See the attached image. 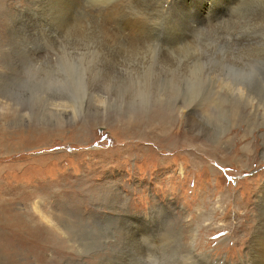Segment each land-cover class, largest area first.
<instances>
[{
  "label": "rangeland",
  "instance_id": "rangeland-1",
  "mask_svg": "<svg viewBox=\"0 0 264 264\" xmlns=\"http://www.w3.org/2000/svg\"><path fill=\"white\" fill-rule=\"evenodd\" d=\"M231 1L186 25L158 24L146 1L153 37L110 42L86 23L92 0H0V151L20 148L0 155L19 163L0 167V200L15 211L40 204L55 221L53 245L29 237L39 250L24 264L244 259L264 210V0ZM181 2L201 17L214 8ZM65 100L74 106L55 107ZM5 101L17 110L3 113ZM129 115L149 123L127 132ZM57 126L67 133L41 136ZM21 249L1 258L14 263Z\"/></svg>",
  "mask_w": 264,
  "mask_h": 264
},
{
  "label": "bare ground",
  "instance_id": "bare-ground-1",
  "mask_svg": "<svg viewBox=\"0 0 264 264\" xmlns=\"http://www.w3.org/2000/svg\"><path fill=\"white\" fill-rule=\"evenodd\" d=\"M92 1H93V4H91V6H89L88 9L86 8L87 9V13H88L87 14V18H86V23H88L90 26H92V28H94L100 34V36H102L104 39L109 40L110 42H112V41L118 39L119 37H127V38H132V37H135V38H150V37H153V35L155 33H146V29L148 28V22L150 20L146 21L145 20L146 17L144 15V12H141V11H143V8L145 7L143 5H144V2H146V1L147 2H154L153 4H154L155 7H153V9L157 10L156 12H159V14L156 17L153 15V13H152V15L155 18L153 20H155L157 23L160 22V21H162L161 23H163L165 21L164 23H166V22H168V23H180V24L181 23H183V24L185 23V25H186V22H190L191 23L194 20L197 23L198 22H203V21L205 23V21L207 22L208 20L212 21L216 17H219L220 13L218 14V11L222 8V6L225 3L230 2L231 0H212V5L214 6V8H212L205 17H201L200 15H196L192 8H189L187 6L185 7L184 3L181 2L182 0H92ZM233 1L234 0H232L231 3ZM70 2H69V4H70ZM80 2H78V3H80ZM223 2H224V4H223ZM144 9H146V8H144ZM147 9H148V7H147ZM149 10H150V8H149ZM135 11L138 13V15L132 16V14H134ZM148 13H149V11H148ZM222 17L223 16H221L220 18H222ZM222 21H223V19H222ZM154 23H153V25H154ZM197 23H195V24H197ZM214 23H216V22H214ZM158 24H160V23H158ZM214 26H216V24ZM217 26H218V24H217ZM156 27L159 28L160 26L159 27L156 26ZM168 27H170L169 24H168ZM155 28H153V29H155ZM189 28H190V26H189ZM191 28H190V30H191ZM204 28H206V27H204ZM239 28H241V27H239ZM150 29H152V28H150ZM179 30H180V28H179ZM176 32L177 31H175V33ZM175 33H173V34H175ZM184 34H185V32L183 33V35ZM172 35H171V37H172ZM176 35L177 34H175V36ZM187 35L190 36V34H187ZM178 36H180V35H178ZM185 36H186V34H185ZM168 37H170V36H168ZM177 37H176V39H177ZM170 40H173L172 43L174 42V39L171 38ZM183 40H184V38H183ZM175 42H177V41H175ZM181 42L178 41V43H181ZM175 44L177 45V43H175ZM164 47H166V46H164ZM167 48H168V46H167ZM118 49H119V47H118ZM171 49H170V51H171ZM116 51H118V50H116ZM120 51H123V49H121ZM172 52H175V51H172ZM63 53H65V51ZM63 53H61V54L63 55ZM103 56H104V54H103ZM60 61L63 62V59L62 60L60 59ZM70 64H72V63H70ZM220 81H222V80H220ZM227 84L228 83H226V87L228 86ZM235 84H237V83H235ZM233 85H234V83H233ZM230 86H231V84H230ZM234 87H232V89ZM244 90H245V84L243 86L239 85L238 88H237V91H239L238 93H240V94ZM255 93H257V92H255ZM2 103H3L4 108L7 110V111H5V110L3 111L2 110L3 113L4 112L8 113V111H11V110L15 111V109L17 110V107H14V104H10L7 101L2 102ZM52 103L54 104L55 102H52ZM68 103H71V104H69V106H74L73 102H70V100H65V101H61L59 103H55V104H57V105H55V107L56 108L57 107H64L65 108V107L68 106ZM14 113H16V112H14ZM58 113H60V114L62 113L63 114L62 118L65 119L64 114H67L68 110L63 109L62 112L58 111ZM188 113L189 114L191 113L190 109H189ZM7 116H9V115H7ZM143 119L147 120V122L149 123V117L148 118L138 117V116L130 117V115L124 117L121 120V123L123 125V130H127V132H131L134 129V125L137 124V123L139 124V122L142 121ZM112 120L104 121V120H102L100 118H95L94 121H93V124L97 125V124L105 123V124L108 125L110 123V121H112ZM166 123L167 122H163V125L165 126L164 129H167V132H168L170 124H168L167 127H166ZM63 127L64 126H59V127L57 126V128H55V130H53L54 128L53 129H48V130H46V134L44 133L41 136H43V137H48L49 136V138H50L52 133H59L61 136H64L67 132L64 130ZM85 127H86L85 124H81V126L80 125L79 126H74L73 128L70 127V128H72L73 131H72V133L69 134V136L71 138H73V139H78V137L81 136V134H82V133H80V132H82L81 130L85 129ZM33 131H36V132L39 133V131H41V130L35 129ZM18 150H20V148H17L15 150L0 151V155L1 154H7V153L15 152V151H18ZM16 164H19V163H16V162L15 163H13V162L4 163V164H0V167L7 166V165H16ZM261 190H262V193H261L262 195H259L260 193L258 195L261 198L260 199L261 202L264 203L263 202L264 201V183H263V186H262ZM8 202L7 201L6 202L2 201V199L0 200V243H2V244H0V264H16V263L24 264L27 261V259H28L27 256H28V252L29 251H30V255L31 254L35 255V254H38V250H39V249L38 250L36 249L37 246L30 247V246L27 245L26 242L30 241L31 239H34L35 242H36L35 245L36 244L39 245V241H41V239H43V242L47 243V245H49V246L53 245L51 243H53V230H54V227H55L54 217H53V214H52L51 211H47L46 212L43 208H41V205L37 204V203H36V205L33 203L32 207L29 205L32 208V211L28 210V212H27V210H22L21 208L19 209V211H15L14 209L9 210L8 208H6V206L9 205ZM260 207L261 206H259V208ZM263 207H264V205H263ZM31 217H32V223H31ZM10 218H11V220H10ZM255 222L256 223L254 225V228L250 232L251 237H250V239L247 240V252L244 255V259L242 261H239L240 263L238 262L237 264H264V210L262 211V213L260 212V214L257 215V221H255ZM128 223H129V221H128ZM128 226L131 228V226L129 224H128ZM130 236H131V233H130ZM134 236H136V235H134ZM131 238H133V236ZM194 242H195V240H193L192 244ZM25 245L27 246V248H23V246H25ZM18 247L22 248V249L19 250L17 252V254L15 255V256H17V259L15 260L14 263L11 262V261H13V259L10 258V256H7L5 258H1L2 252H4L5 248L8 249V251H13V250H15ZM38 248H40V245L38 246ZM49 250H50V248L47 249V251H45V252H48ZM189 252H190V255H191L192 258H195V257L198 256L197 254L194 253V249L193 248H190ZM10 255H12V253ZM7 258H8V260H6ZM38 258H39V256H38ZM200 258H203V260L205 262L204 264H211V262L214 261L211 258L209 259L206 255L205 256H200ZM50 259H51V256H48L47 264L50 263ZM208 260L210 261V263H208ZM36 262H35V264H37Z\"/></svg>",
  "mask_w": 264,
  "mask_h": 264
}]
</instances>
